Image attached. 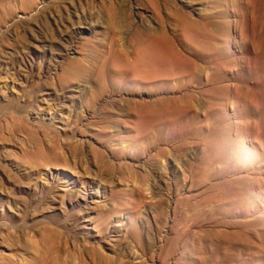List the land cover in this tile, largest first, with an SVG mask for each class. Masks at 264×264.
Wrapping results in <instances>:
<instances>
[{
  "label": "rangeland",
  "instance_id": "374dc122",
  "mask_svg": "<svg viewBox=\"0 0 264 264\" xmlns=\"http://www.w3.org/2000/svg\"><path fill=\"white\" fill-rule=\"evenodd\" d=\"M51 236L264 264V0H0V264Z\"/></svg>",
  "mask_w": 264,
  "mask_h": 264
},
{
  "label": "bare ground",
  "instance_id": "6f19581e",
  "mask_svg": "<svg viewBox=\"0 0 264 264\" xmlns=\"http://www.w3.org/2000/svg\"><path fill=\"white\" fill-rule=\"evenodd\" d=\"M219 4V3H217ZM157 8V7H156ZM154 10V9H153ZM152 10V11H153ZM161 12V11H160ZM175 13V11H174ZM156 17V16H155ZM166 17V16H165ZM169 17V16H168ZM173 18V17H172ZM176 19V18H175ZM180 19V18H179ZM184 19V17H183ZM157 20V19H156ZM186 20V19H184ZM162 21V20H161ZM161 21L159 22L161 24ZM164 21V20H163ZM177 21V20H176ZM179 21V20H178ZM177 21V22H178ZM158 23V24H159ZM216 23V22H215ZM165 24V23H164ZM175 24V23H174ZM185 24V23H184ZM162 25V24H161ZM181 26V25H179ZM186 29V28H185ZM160 32V29H158ZM184 31V30H183ZM213 31V30H212ZM165 32V31H164ZM153 33V32H152ZM181 33V32H180ZM186 33V32H185ZM184 33V34H185ZM191 33V32H190ZM197 33V32H196ZM161 34V33H160ZM159 37L162 36V34ZM218 34V33H217ZM187 35V34H186ZM190 35V34H189ZM199 35V34H198ZM219 35V34H218ZM158 36V35H156ZM197 36V35H195ZM211 36V35H210ZM148 37V36H147ZM151 37V36H150ZM165 37V36H164ZM198 37V36H197ZM219 37V36H217ZM158 38V37H157ZM162 38V37H161ZM192 38V37H191ZM165 39V38H164ZM190 39V38H189ZM203 39V38H202ZM166 40V39H165ZM214 40V39H212ZM169 41V40H168ZM199 41V40H198ZM209 41V40H208ZM206 42V41H205ZM212 42V41H211ZM148 49L147 55L152 56L155 55V46L154 44H148L145 48H141L142 50ZM153 55V56H154ZM139 232H133L132 237L139 239ZM66 242L62 239V237H55L51 236L43 241V249L39 254V258L35 264H101V257L100 255H96L92 248L86 244L81 248L80 251L70 252L67 247H65ZM77 255V257H75ZM122 256L125 258V253H121ZM140 262L139 264H141ZM122 264H127V262L123 261Z\"/></svg>",
  "mask_w": 264,
  "mask_h": 264
}]
</instances>
